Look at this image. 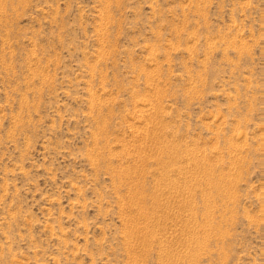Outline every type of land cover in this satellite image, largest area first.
<instances>
[{
	"label": "rangeland",
	"instance_id": "374dc122",
	"mask_svg": "<svg viewBox=\"0 0 264 264\" xmlns=\"http://www.w3.org/2000/svg\"><path fill=\"white\" fill-rule=\"evenodd\" d=\"M0 264H264V0H0Z\"/></svg>",
	"mask_w": 264,
	"mask_h": 264
},
{
	"label": "bare ground",
	"instance_id": "6f19581e",
	"mask_svg": "<svg viewBox=\"0 0 264 264\" xmlns=\"http://www.w3.org/2000/svg\"><path fill=\"white\" fill-rule=\"evenodd\" d=\"M139 103V102H138ZM149 104V103H148ZM146 106V105H145ZM151 108V107H150ZM145 111V110H144ZM141 117V116H140ZM144 117V116H143ZM148 119V118H147ZM128 176V175H127ZM125 178V177H124ZM140 178V177H139ZM126 181V180H125ZM137 185V184H136ZM141 186V185H140ZM136 193V192H135ZM135 195V194H134ZM146 198V197H145ZM140 211V210H139ZM152 213V212H151ZM147 239V238H146ZM149 243V242H148ZM148 245V244H147Z\"/></svg>",
	"mask_w": 264,
	"mask_h": 264
}]
</instances>
